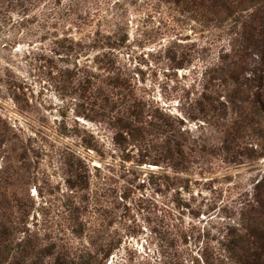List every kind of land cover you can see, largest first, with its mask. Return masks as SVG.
<instances>
[{"label":"rangeland","instance_id":"374dc122","mask_svg":"<svg viewBox=\"0 0 264 264\" xmlns=\"http://www.w3.org/2000/svg\"><path fill=\"white\" fill-rule=\"evenodd\" d=\"M0 264H264V0H0Z\"/></svg>","mask_w":264,"mask_h":264},{"label":"trees","instance_id":"16d2710c","mask_svg":"<svg viewBox=\"0 0 264 264\" xmlns=\"http://www.w3.org/2000/svg\"><path fill=\"white\" fill-rule=\"evenodd\" d=\"M176 144H179L178 142Z\"/></svg>","mask_w":264,"mask_h":264}]
</instances>
